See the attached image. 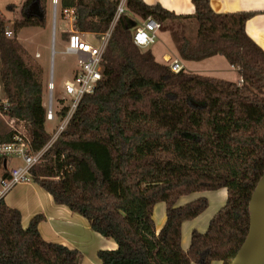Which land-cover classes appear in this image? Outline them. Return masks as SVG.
<instances>
[{
    "label": "trees",
    "instance_id": "16d2710c",
    "mask_svg": "<svg viewBox=\"0 0 264 264\" xmlns=\"http://www.w3.org/2000/svg\"><path fill=\"white\" fill-rule=\"evenodd\" d=\"M120 0H59L73 13L79 34L106 33ZM192 16H175L158 4L125 0L102 56V78L79 102L65 129L30 169L33 183L56 205L84 218L117 248L100 250L101 264H231L249 229L251 194L264 174V52L247 36L254 12L214 13L209 0H191ZM14 10V6H8ZM130 15V16H128ZM12 26L41 28L47 0H25ZM150 17L166 28L179 60L222 56L237 70L234 82L181 71L156 62L132 36ZM195 22L194 36L182 22ZM167 22H179L178 30ZM8 31L0 13V113L21 123L31 152L50 139L42 105V69ZM66 109L57 115L61 119ZM15 131L0 133V145ZM8 173H4L6 178ZM226 189L224 206L205 233L193 231L180 246L181 225L207 208L203 198L176 206L193 193ZM166 208L156 232L152 211ZM41 216L20 225V213L0 199V264H79L77 250L44 241Z\"/></svg>",
    "mask_w": 264,
    "mask_h": 264
},
{
    "label": "crops",
    "instance_id": "0c3cea01",
    "mask_svg": "<svg viewBox=\"0 0 264 264\" xmlns=\"http://www.w3.org/2000/svg\"><path fill=\"white\" fill-rule=\"evenodd\" d=\"M142 1L147 5L158 4L163 9L178 17L192 16L194 14V7L191 3V0ZM209 6L211 10L216 14L254 12L255 15H253L245 24V32L247 36L264 52V0H209ZM60 17L63 23L68 22L70 24L69 30H61V33L69 34V32L73 30V23L66 15L62 13L61 9ZM46 27L47 22L46 26L43 29H46ZM160 31L161 29L158 32V41L159 39L168 41V39H170L169 34L160 33ZM65 40H67V37ZM153 46L149 47V50L154 57L155 55H153ZM23 48L28 53H30L25 47ZM164 48L168 51V54L161 55L163 62H165L164 60L167 58H177V55L174 54V51L170 52L167 46ZM34 54L39 55V57H35L37 59L36 62L41 67L42 72L44 73L45 66L42 63V60L46 58V45H39L34 50ZM220 58L223 57L217 55L208 58L207 60L210 59V61L214 65V63L220 61ZM229 69L237 72V70L233 67L229 66ZM213 71L221 72L222 70L218 67H214ZM186 72L197 74L199 72V69H187ZM240 83L241 79L238 75L237 84ZM5 120H8V118L5 117ZM12 131L16 132V130ZM10 160L11 159H6L0 162V166H3V169L6 170V172L4 173H9L10 171L9 169H7L8 162ZM4 173L1 175L0 179L3 178ZM16 186L17 188L14 191V187L9 190L2 197V200L9 208L19 211L21 227L25 229L34 216H41V220L37 226L41 238L46 242L59 244L71 250H77L80 254L79 264H101L99 259L97 258V252L100 250L112 251L117 248L116 244L113 241L107 240L97 233H94L90 229L88 222L84 218L75 213H72L67 207L63 205H56L53 202L52 197L35 183L30 185L19 184ZM200 198H203L207 201V208L196 218L185 221L181 225L180 246L183 251H186L188 249L190 236L193 231H196L200 234L205 233L212 217L224 206L227 198V192L226 189H218L215 191L193 193L180 198L176 206H183ZM152 219L155 224L156 232H159L166 221V208L163 203H158L154 206L152 211ZM211 264L222 263L212 262Z\"/></svg>",
    "mask_w": 264,
    "mask_h": 264
},
{
    "label": "built area",
    "instance_id": "2783aa9c",
    "mask_svg": "<svg viewBox=\"0 0 264 264\" xmlns=\"http://www.w3.org/2000/svg\"><path fill=\"white\" fill-rule=\"evenodd\" d=\"M58 2L59 0H51L53 36L55 31L54 21L56 20L57 6L59 4ZM124 6L125 0H120L116 9L114 20L106 33L101 35L92 34L96 36L98 40L95 45L84 40L82 38V34H79L74 30L69 32L64 53L75 56L79 70H77L76 74L67 79L63 84V96L57 102V104L60 103V110L58 112H55L56 110H54L52 98L53 85L51 81L48 85L50 96L44 105L46 109V122L50 123L53 122L54 119H58L60 124L56 127L55 133L51 136L45 147L39 152H31L27 137L18 133L12 142L0 145V162L10 158H19L23 163L22 166H16L10 169L6 178L0 179V199H2V197L16 185L26 184L31 180L29 172L30 169L40 162L44 152L53 144L59 134L65 129L80 100L85 95H89L94 91L96 84L102 78V56L106 49L111 30L119 16L126 14ZM62 13L73 23L74 17L71 10H62ZM160 29V23L154 21L150 17L143 21H139L133 31V45L142 50L149 48L157 41V34ZM5 36L11 38V32L6 31ZM35 57L37 58L39 55L36 54ZM164 61L168 64L172 73L177 74L184 70V67L181 65V61L178 58H167ZM64 109H66V114L60 119L57 114Z\"/></svg>",
    "mask_w": 264,
    "mask_h": 264
},
{
    "label": "rangeland",
    "instance_id": "374dc122",
    "mask_svg": "<svg viewBox=\"0 0 264 264\" xmlns=\"http://www.w3.org/2000/svg\"><path fill=\"white\" fill-rule=\"evenodd\" d=\"M24 1L25 0H0V13L2 18L6 22V27L8 28V31L11 32L10 39L17 40V42H19L23 47H25L30 52L29 56L31 57L32 61L35 64H37L36 62L37 59L35 58L34 50L39 45H46V58L42 60L45 69H44V73L42 72L41 74L42 105L44 107L46 101L50 96L48 91L49 90L48 85L51 81L53 85L52 98H53L54 110H56L55 112H58L61 107H60V103L57 104V102L63 96V84L67 79L73 77L76 74L77 70H79L75 56L64 53V49L66 45L65 39L68 36V33H61V30H69L70 24L68 22L63 23L61 21L60 8L58 4L57 13L55 17L56 20L54 21L55 31L53 36L52 5H51V0H47L46 29L33 28V27L23 28L17 33V35H15L11 30V26L16 20L20 19L21 17L20 10ZM8 6H14L15 9L14 10L8 9ZM167 23L172 28H176L178 30L181 28L180 26L177 25L180 24L179 22L178 23L171 22V24L170 22ZM182 24L187 26L186 28L188 29H186V32L189 31L187 33H189L190 36H194L195 31L197 29L195 22L193 21L189 25L187 24V22L184 23L182 22ZM167 30L168 29L164 28L162 31H160V33L169 34V31ZM158 34H157V38H159ZM82 38L94 45L98 42L97 37L92 34H82ZM169 38L170 39H168V41L167 40L165 41L164 39L162 40L159 39L158 41L157 39V41L153 44L154 46L152 45L154 48L153 55H155L154 59L156 62L167 64L166 62H163L161 56L163 54H168V51L165 50L164 48L166 46L168 47L170 52L174 51L175 53L174 52L173 53L177 55L170 34H169ZM180 61H181V65L183 67L185 66V71L187 69L191 70L195 68V69H199V72L197 74L203 76L215 77L234 83H237L238 81L237 72H234L233 70L229 69L228 64L223 58H220V61H217V63H214V65L210 61V59L209 60L206 59L204 61H185V60H180ZM214 67H218L222 71L221 72L213 71ZM1 94H2V98H1ZM0 102L4 103L1 83H0ZM5 117L6 116L0 113V133H4L8 130H16V132L23 134L24 136H27L25 130L22 127L23 125H21V123L19 124L13 121H9V119L5 120ZM59 124L60 122L58 119H54V121L50 123L49 122L45 123V129L50 134V136H52L55 133V129L56 127L59 126ZM10 159L11 160L8 162V168H7L9 170L15 166L23 165L21 159L19 158H10ZM4 172H6V170L3 169V166H0V177ZM26 184L30 185L33 184V182L30 180ZM16 188L17 186L13 188V191ZM236 255L237 252L235 256Z\"/></svg>",
    "mask_w": 264,
    "mask_h": 264
},
{
    "label": "water",
    "instance_id": "95a60500",
    "mask_svg": "<svg viewBox=\"0 0 264 264\" xmlns=\"http://www.w3.org/2000/svg\"><path fill=\"white\" fill-rule=\"evenodd\" d=\"M249 229L231 264H264V174L249 200Z\"/></svg>",
    "mask_w": 264,
    "mask_h": 264
}]
</instances>
